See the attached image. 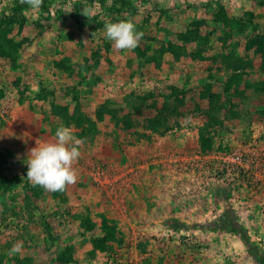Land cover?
Wrapping results in <instances>:
<instances>
[{
	"label": "rangeland",
	"instance_id": "obj_1",
	"mask_svg": "<svg viewBox=\"0 0 264 264\" xmlns=\"http://www.w3.org/2000/svg\"><path fill=\"white\" fill-rule=\"evenodd\" d=\"M216 11L247 19L242 33L227 38ZM122 19L144 33L132 50L105 37ZM198 19L204 41H182ZM251 34L264 36V0H44L37 10L0 0V42L30 39L0 52V154L14 152L0 169V264H262L264 56L247 50ZM162 44L158 66L149 59ZM236 64L245 95L202 97L205 81L221 93ZM181 89L180 101L163 96ZM61 124L84 141L78 180L34 194L28 153ZM235 151L245 167L227 169ZM105 224L113 249L103 251L94 241Z\"/></svg>",
	"mask_w": 264,
	"mask_h": 264
},
{
	"label": "clouds",
	"instance_id": "obj_2",
	"mask_svg": "<svg viewBox=\"0 0 264 264\" xmlns=\"http://www.w3.org/2000/svg\"><path fill=\"white\" fill-rule=\"evenodd\" d=\"M32 10L39 9L44 0H20ZM87 17L89 10H82ZM144 33L137 31L131 20H119L105 24V37L114 43L118 50H132L139 45ZM84 141L74 135L73 129L61 124L55 132L51 142H38L31 148L27 156V179L33 186H40L46 191L63 192L69 185L78 180V173L74 165L81 156ZM23 243H14L8 255L21 253Z\"/></svg>",
	"mask_w": 264,
	"mask_h": 264
},
{
	"label": "trees",
	"instance_id": "obj_3",
	"mask_svg": "<svg viewBox=\"0 0 264 264\" xmlns=\"http://www.w3.org/2000/svg\"><path fill=\"white\" fill-rule=\"evenodd\" d=\"M96 1V0H95ZM100 1V3H104L106 0H97ZM25 5H21L20 8L24 9ZM61 15H65L64 12H61ZM69 15V14H68ZM70 15L78 18V13H72L70 12ZM69 15V16H70ZM213 17H214V21L217 23H221L223 24L227 29V38L231 37V31L233 30H237L238 32L242 33V26H246V20L245 18L242 19H232L229 18L223 11H216L213 13ZM19 20V19H18ZM18 20L15 18H12L11 16L9 17V19H6L4 22L6 24H13V23H18ZM242 21H244V23H241ZM85 22H88V19H85ZM19 24L22 25L23 21H19ZM88 27H90V29H92L91 31H93L94 29V25L87 23ZM208 27V24L206 22V20H195L190 24V28L188 29V31L185 34H181L179 35V38L184 41V42H189V43H195V42H202L204 41V39L202 38L201 35H199L200 30L202 28H206ZM207 39V38H206ZM30 39H28V37H24L21 41L16 42L13 39H9V40H3L4 42H0V52H2L3 54L7 55L8 53L10 54V52H8L10 49L13 50H17L19 49L23 44H27L28 41ZM27 41V42H26ZM6 44V45H5ZM247 50L251 51L252 49H254L255 51L257 50L258 53H262L264 56V36L263 35H258V36H254L253 34L248 35L247 36ZM202 46V45H201ZM6 47H8L6 49ZM160 51L163 50V44L160 46ZM167 46H164V48ZM203 47V46H202ZM227 47V45L224 46V50L227 49L225 48ZM171 53H173L174 58L176 60L180 59L181 54L180 52H178L177 50H170ZM161 56L160 58L156 57V56H152L149 60L151 61H156L157 65L160 66L161 65V58L163 57V53L164 50L161 52ZM231 56H233L232 52H228L226 54H224V58L223 61L226 62L231 58ZM238 57V56H237ZM88 61V60H87ZM240 67V64H236L234 67L231 68V70H234L233 73L227 77L223 82H222V87H223V91L221 93H217V92H213L211 91V87L212 84L211 82L205 81L203 82V88H202V92L201 95L204 98H208L211 103H214L215 99L217 97H221L222 95H226L230 100H232L235 97L238 96H243L245 95V90L241 87V82L243 80V74L241 72H239L238 68ZM187 94V90L181 89V90H176L171 92L170 94H164L163 96H165V98H170V97H175L177 100H181V97H184ZM155 95L154 94H150V98H153ZM1 97V94H0ZM148 98V97H147ZM65 109V108H64ZM55 113H59V114H64L67 115V112L65 113L62 108L56 107L54 109ZM88 122H90V120L88 119ZM155 122H157L155 120ZM203 147L208 151L211 150L212 146V140L210 138H205L203 141ZM219 149H222L221 146L218 147ZM13 151H6V152H2L0 154V166H1V170L4 169V165L5 163L8 162L9 158H11L13 156ZM29 189L31 192H33L34 194H41L43 193V188L40 186H33L32 183L29 184ZM1 189H3L4 191H8L9 188L7 186L2 187ZM58 194V192H57ZM228 216V213H224L222 218H226ZM233 222L231 221V224ZM103 231H104V238L101 239H96L94 242L97 245V247H99L101 250H112L113 248H111V238L108 237H112V233H114V228L111 225L105 224L103 227ZM108 238V239H107ZM245 239H248L245 237ZM117 254V253H116ZM263 257V256H262ZM142 264H153V262L151 261L150 258H146L145 261L142 262ZM262 264H264V258L262 259Z\"/></svg>",
	"mask_w": 264,
	"mask_h": 264
},
{
	"label": "built area",
	"instance_id": "obj_4",
	"mask_svg": "<svg viewBox=\"0 0 264 264\" xmlns=\"http://www.w3.org/2000/svg\"><path fill=\"white\" fill-rule=\"evenodd\" d=\"M225 163H226V167L227 169L229 168L230 163H236L237 165H239L240 167L244 168L245 167V163H244V159H243V155L242 153H240L239 151H235L232 152L230 154V156H228V159H225ZM229 163V164H228ZM228 164V165H227ZM254 174V173H253ZM255 175H258L255 172ZM257 178V177H256Z\"/></svg>",
	"mask_w": 264,
	"mask_h": 264
}]
</instances>
